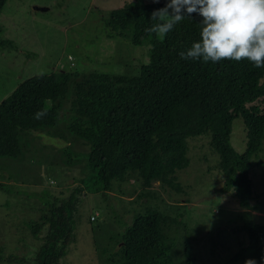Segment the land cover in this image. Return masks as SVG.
<instances>
[{"label": "trees", "instance_id": "obj_1", "mask_svg": "<svg viewBox=\"0 0 264 264\" xmlns=\"http://www.w3.org/2000/svg\"><path fill=\"white\" fill-rule=\"evenodd\" d=\"M6 1L0 0V14ZM168 2L131 0L104 19L106 37L148 45V62L140 64L136 73H41L21 82L0 102V158H17L23 136L31 131L48 130L62 141L72 136L88 150L74 158L63 149L70 167L80 164L81 177L66 194L43 192L38 218L27 222L37 240L35 250L25 256L4 254L0 247V264H65L86 192L108 196L131 179L134 189L141 187L134 199L138 204L154 196L147 189L155 181L184 192L177 172L190 163L187 139L193 136L209 137L223 175L220 189L231 193L239 207L255 209L249 173L264 140V68H256L247 59L218 63L181 59L179 53L200 40L203 18L185 14L160 40L146 29L156 23L151 20L153 11ZM6 43L0 39L1 45ZM41 109L47 115L35 119ZM62 110L69 113L64 125H60ZM237 117L245 128L241 153L230 141ZM0 188L6 189L1 182ZM146 205L119 235L109 238L110 248H96L100 264H198L180 206L166 204L168 211ZM172 208L178 211L171 214ZM89 219L94 221L95 216ZM237 229L246 233L247 241L228 261L245 264L253 259L264 264V224L246 223Z\"/></svg>", "mask_w": 264, "mask_h": 264}, {"label": "rangeland", "instance_id": "obj_2", "mask_svg": "<svg viewBox=\"0 0 264 264\" xmlns=\"http://www.w3.org/2000/svg\"><path fill=\"white\" fill-rule=\"evenodd\" d=\"M129 1L7 0L0 14V39L8 41L0 44V102L21 82L41 73H136L140 64L148 62V45L136 46L126 38H108L104 34V19L109 12ZM67 114L66 110L60 111V125L67 122ZM47 131L28 132L17 158H0V182L6 188H0V247L4 254L30 256L37 240L27 222L38 218L43 192L46 190L49 196L66 194L81 177L80 164L70 167L66 161L69 155L63 149L76 158L88 152L87 146L72 136L62 141ZM230 141L237 152L244 151L241 117L233 120ZM187 143L190 163L177 172L184 192L155 181L147 189L154 196L138 204L134 199L141 187L134 189V179L121 183L120 190H110L108 196L86 192L76 215L75 239L64 257L65 264H100L96 248H110L109 238L131 224L146 204L163 210L166 204L180 206L198 264H240L228 261L247 241L246 233L237 228L246 223L264 224V140L249 173L254 210L239 207L231 193L220 189L223 175L209 137H189ZM8 188L11 191L7 192ZM171 211L174 214L178 210ZM91 215L94 221H90Z\"/></svg>", "mask_w": 264, "mask_h": 264}, {"label": "clouds", "instance_id": "obj_3", "mask_svg": "<svg viewBox=\"0 0 264 264\" xmlns=\"http://www.w3.org/2000/svg\"><path fill=\"white\" fill-rule=\"evenodd\" d=\"M193 13L203 18L200 40L181 51V59L205 63L247 59L256 68H264V0H169L165 7L153 11L151 20L156 23L146 31L163 40L185 14ZM45 115L41 109L34 118ZM245 264L256 262L248 259Z\"/></svg>", "mask_w": 264, "mask_h": 264}]
</instances>
